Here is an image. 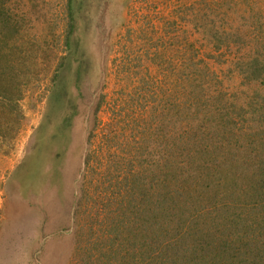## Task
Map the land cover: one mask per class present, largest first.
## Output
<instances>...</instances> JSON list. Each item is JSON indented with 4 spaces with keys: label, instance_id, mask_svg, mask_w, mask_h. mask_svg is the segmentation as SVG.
Returning a JSON list of instances; mask_svg holds the SVG:
<instances>
[{
    "label": "rangeland",
    "instance_id": "1",
    "mask_svg": "<svg viewBox=\"0 0 264 264\" xmlns=\"http://www.w3.org/2000/svg\"><path fill=\"white\" fill-rule=\"evenodd\" d=\"M261 24L264 0H0V105L10 113L0 116V264H137L135 237L156 194L148 184L166 182L164 134L179 136V116L165 105L181 102L186 58L199 54L237 96L228 104L236 127L217 129L229 151L247 148L243 128L263 134L264 114L246 103L264 83L247 84L231 69L264 36ZM217 38L232 44L223 47L226 61L209 58L219 55ZM213 105L218 123L225 110ZM142 126L152 134L130 168L138 181L129 192L115 160L139 147L130 140ZM262 230L250 228L248 245Z\"/></svg>",
    "mask_w": 264,
    "mask_h": 264
},
{
    "label": "trees",
    "instance_id": "2",
    "mask_svg": "<svg viewBox=\"0 0 264 264\" xmlns=\"http://www.w3.org/2000/svg\"><path fill=\"white\" fill-rule=\"evenodd\" d=\"M1 21L4 24L7 22L3 18ZM259 30L264 31V24H261ZM71 34L72 30L67 38L68 42ZM213 43L219 55L209 54V58H215L217 62L230 58L222 50L224 46L230 48L231 42L217 38ZM236 43L234 41V44ZM254 43V48L248 50L243 59L235 62V68H231L238 72L234 73V76L241 74L247 84L264 83L263 34H260ZM189 63L193 66H189ZM194 67L197 73L193 76L188 69ZM179 82L180 84L176 86H179L178 91L182 93V98H179L181 102H177L175 97L171 96L173 99L168 100L165 105L167 111L175 112V115L179 116L177 122L172 123L180 125L179 136L176 138L172 129L164 134L167 148L163 158L166 182L159 185L157 180H151L148 184L156 194L150 205L151 217L142 219L140 233L135 237V243L139 245V251L134 252L135 262L264 264V132L261 134L256 133L257 130L243 128V137L246 139L244 147L247 148L243 152L228 150L227 142L230 138L221 135V131L218 132L217 129L227 128L228 121H232L233 127H236V120L229 113L228 104L229 98L237 96L222 87L223 83L217 72L211 70L199 54L190 60L186 58ZM257 99L259 102L256 104ZM6 101L0 98V104ZM247 101L246 106L250 108L252 114L263 116L264 90L248 97ZM8 102L17 105L18 100L15 102L11 99ZM213 102L222 104V109L225 110V116L223 115L218 123L210 114L211 108L214 107ZM105 103L106 101L102 102L99 109ZM260 103L262 107L257 106ZM147 105L142 104V107L146 108ZM115 106L118 108L117 104L110 106L111 111ZM236 107H240V112L245 109L242 105ZM164 111L163 106V111L158 114L164 115ZM1 113L4 115L3 119L10 117V113L3 105H0V116ZM98 114L99 112L95 118L96 122ZM115 119H120L118 110L111 114L107 126L117 127L118 122ZM238 122L245 123L244 117L240 114ZM97 127L94 122L92 132L96 131ZM233 127L223 133H235ZM150 134L151 128L142 126L138 138L135 136V139L131 137L133 142L130 140V145L136 143L135 145L139 147L135 148V152L128 150L120 162L115 160V167L117 164L120 166V169L116 170L117 174L124 175L121 181L128 186L126 189L129 192L132 185H129V182L135 184L138 181L136 171L130 168L134 166L136 153L141 151L144 141ZM117 139L118 136H112L108 142ZM93 158L94 156L87 159L88 165L94 161ZM186 159L188 165L192 167L185 171ZM188 171L191 174L186 176ZM181 201L184 203L180 204ZM183 205L188 206L182 210ZM247 217L251 219L246 221ZM253 217L260 218L261 221L256 223ZM258 227L263 229L262 232L258 234L259 237L252 235L251 237L256 238H251L252 246L248 245L249 239L246 237L250 228L253 230L252 233H257ZM254 244L257 246H253ZM246 253L248 260L244 257Z\"/></svg>",
    "mask_w": 264,
    "mask_h": 264
}]
</instances>
